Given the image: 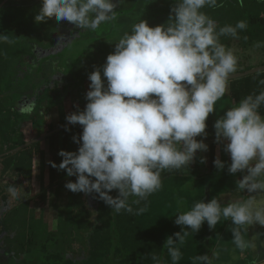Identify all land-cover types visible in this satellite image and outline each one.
Here are the masks:
<instances>
[{
  "label": "clouds",
  "instance_id": "obj_1",
  "mask_svg": "<svg viewBox=\"0 0 264 264\" xmlns=\"http://www.w3.org/2000/svg\"><path fill=\"white\" fill-rule=\"evenodd\" d=\"M237 3L243 6V0ZM41 4L34 17L37 24L55 17L57 22L94 31L118 15L113 0H41ZM174 4L166 25L150 27L140 18L115 43L114 53L106 57L102 69L89 74L85 109L66 116L69 124L83 127L82 135L73 137L80 144L78 152L61 150L62 162L58 166L50 162L68 177H76L75 182L65 184L66 189L96 193L117 214L133 212L130 196L138 197L134 203L139 204L158 191L164 170L188 168L198 151H208L203 139L196 137H207L206 121L216 102L225 97L230 75L237 71L238 57L220 43V37L238 39V30H245L247 22L217 30L215 20L201 9L222 7L218 0H174ZM12 42L7 34H0V43ZM259 84L264 85V79ZM262 105L264 90L234 103L215 121V142L230 154L229 173H247L236 182V190H246L249 195L224 206L213 198L178 212L175 224L182 226L181 231L164 244L172 264L182 258L186 237L198 232L205 221L210 229L215 228L222 217L234 225L231 243L236 249L243 253L253 247L245 238L246 226L264 227V200L256 198L264 194ZM200 162L205 163L206 158ZM213 163L218 170L225 167L219 157ZM113 190H118L116 198L109 195ZM21 191L12 184L7 188L12 199L19 198ZM145 211L141 207L135 214ZM150 255L161 264L158 256ZM218 258L219 252L212 258L199 255L192 264H214Z\"/></svg>",
  "mask_w": 264,
  "mask_h": 264
},
{
  "label": "trees",
  "instance_id": "obj_2",
  "mask_svg": "<svg viewBox=\"0 0 264 264\" xmlns=\"http://www.w3.org/2000/svg\"><path fill=\"white\" fill-rule=\"evenodd\" d=\"M218 4H222L223 6L215 8L205 6L201 9V11L205 12L208 16L215 20L217 30L225 25L235 26V24L241 20L246 21L248 25L245 30H238V39L231 36H221V44L228 46L238 45L244 49L248 44L255 45L258 42L260 44H264V3H261L260 0H243V6H240L237 3V0H218ZM174 6V0H122L119 9L123 11L118 12L117 18L114 20L115 24L113 29L110 33L102 34L100 37H97V39L107 37L111 35L114 30H116V35L109 41L104 42L105 45L113 47L115 46V43L118 42L119 38L124 35V33H130L132 25L139 22L140 18L141 20L147 21L150 27L166 25L171 14V9ZM121 13L125 14L121 15ZM128 15H130V18L126 19V16ZM117 20L120 21L121 24L116 25ZM92 37L95 36H92V34L87 36L79 35L74 38V41L80 40V42H83V39H86L85 41L93 40L90 39ZM245 37H247V39H244ZM97 44H93L88 47L91 48ZM88 47H86L83 56L78 60V63L81 62L79 66H77L78 63L74 64L71 72L65 77L66 81L69 82L68 84L70 87H74L78 84L75 82L77 72L81 73L82 82L80 83H85L88 81V76L92 71L97 68L102 69L104 60L100 50L93 47L89 49V51ZM64 48H56V50L52 53V58L61 62L62 60L58 57V55L63 53ZM92 63L93 68H90L89 65ZM259 66H264V61ZM57 67V69L61 68V66ZM251 69L252 67L240 68L231 75L244 73ZM101 75L103 78L102 72ZM261 79H264V73L250 75L245 78L228 82V97L230 101L232 103H238L241 99L248 95L259 94L261 90H264V85L259 84ZM86 104L87 101H82L78 107V112L83 111ZM259 112L262 116H264V105L260 107ZM218 118L219 115L215 109L206 121L207 137L201 138L203 139V142L208 145V151L205 153L209 172L204 175L196 173V166H198L197 161H193L188 168H182L179 170H164L161 174L162 187L158 191L152 193L146 200H141L139 204L134 203L138 197H129L128 203L133 208L132 213L123 210L118 214L115 213L108 205L105 204L104 201L99 198L96 193L86 195L84 193L71 192L66 189L65 184L69 181L75 182L76 177H68L66 171L60 170L58 167H51L50 162H54L57 166L62 162L63 158L58 155L61 150L74 153L78 152L80 144L74 142L73 137L79 138L82 135L83 127L79 124L67 128L68 130L65 129L58 132L35 146L23 151L21 153L22 161L18 162V164L14 163L17 153H12L6 156L7 161L4 164L2 174H5L9 169L10 172L6 178L7 182L0 183V247H2V241H4V236H2V234H4L5 231H8L9 222L12 221L11 218L15 214H18L17 212L20 207H26L28 209L30 204L34 205L33 203L36 201L47 203L48 200H52V202H54L53 207L57 212L58 229H64L69 225L71 226L73 233L76 231L81 232V235L79 236L81 240L77 241L76 239H73L74 243L72 244L71 254L76 257H67V264H131L128 262L131 257H151L150 254H154L158 257L164 256L165 250L167 249L164 247L166 239L169 236H172L175 239L174 233L169 234L166 232L167 229L163 228L166 225L164 223L157 225L158 228L160 227L159 229H154L151 226L148 229L142 228V224H140L141 219H144V214H147V211L150 209L149 207L156 206V201L163 194L168 195L173 193L174 195H177L181 191L186 190L189 192V199L193 198V200H196L195 203L200 200L204 201L205 196H203L199 190H194L196 188L195 184L207 181L212 174H214V182L217 184L215 188L218 187L219 189L224 180L222 176L225 172L223 169L218 170L213 163L214 160L219 157L217 155L218 143L215 142L214 129L215 121ZM53 120L55 119H51L52 124L49 125L48 132L68 124L66 119H63L58 125L54 126ZM17 125V122L14 125V123L8 124L0 120V141L8 146L6 149H0V152L11 151V149L19 145H14L16 138L15 135L12 136L11 140L8 139V135H11L12 133L14 134V132L17 131L15 128ZM201 139L199 138L198 141ZM18 142H20V144L22 143V141ZM45 143L48 145L47 154H49V161L47 165L48 183L41 186L39 192H37L34 197L26 200L23 205L21 204L23 202L17 204L20 200L12 199L7 192V188L10 184L16 186V181L11 179V177L13 174L17 173L18 167H24L23 169H25L26 165H30L31 168L34 156H39L42 160V157L46 154L43 152V146ZM92 179L94 180L95 178ZM210 182L212 181L210 180ZM31 183L32 179L30 177L28 184ZM109 195L116 198L118 196V190H113L109 193ZM178 205L179 207L177 208L178 210L176 211V214H178V212H182L180 206L184 207L183 211H187V202L185 200H180ZM76 206H78V208L80 206L78 211L75 209ZM141 207H145L146 211L141 215H136L135 211ZM94 215L95 222L93 221V223L91 219ZM152 220H154V218H152ZM74 223L76 224V227L78 226L77 228H75ZM80 225L82 226V229L80 228ZM178 227L180 226L177 225L176 227L175 224L172 225V229L175 233L176 230L178 231ZM186 230L191 232L190 228H187ZM55 233L57 232L48 233L47 239L51 241L50 238H52ZM32 239L33 238L30 237L29 242H25L23 246L21 245L20 247V249H22L26 254H28L27 251L30 250L26 248L33 245ZM203 239L205 240V238ZM197 240L198 242H201L199 241L200 238H197ZM62 242H64V240H62ZM80 248L83 250L85 254L84 256L86 257H77L81 255ZM166 256L167 255L165 254V257ZM6 258L9 257H0V264H8ZM10 258L13 259L15 264H24V258ZM50 259H53V257H49L48 262ZM164 261L166 262V259H164ZM31 263L32 262L29 264ZM56 264H64V262L61 263L56 261Z\"/></svg>",
  "mask_w": 264,
  "mask_h": 264
},
{
  "label": "rangeland",
  "instance_id": "obj_3",
  "mask_svg": "<svg viewBox=\"0 0 264 264\" xmlns=\"http://www.w3.org/2000/svg\"><path fill=\"white\" fill-rule=\"evenodd\" d=\"M23 2L27 4V6L32 5V3H34L33 0H24ZM113 3H115V1H113ZM41 6V0H38L37 3H35L29 8H24L21 4L15 1L12 5H7L2 11H0V17L3 14V11H6V13H9L12 16L14 14L27 15L26 17L31 18L32 21L28 20V22L26 23L30 25L29 27L35 25L37 29V31H35L34 29L32 34H30V40H27V38H21L18 37V35H15V37H13V33L10 32V27L7 28L8 33L10 34L9 39L13 42L0 43V88L2 89H6L7 87L9 88L12 82L16 79V77L10 75L11 72H14L19 66L15 65L16 63L14 62L19 61L18 63L22 64V61H25L28 58L36 60L39 56H44L49 49H52L54 43L67 38V36L72 30L81 31L83 33L95 31L99 34L102 31L107 32L109 30V27L105 23L101 24L94 31L83 30L77 28L75 25H72L67 21L57 22L55 17L47 20V22L37 24L35 23L33 17H35V15L39 13ZM13 17L15 18L14 20H17L16 16ZM126 17V19H129L130 15ZM92 36L95 37H92L90 39H97V37H99L98 34H92ZM255 45L248 44L245 49L238 45H225L226 47L231 48L234 51L235 55L238 57L237 70L245 67H252V69H254L255 67H260L259 65L264 61V44H261V47H256ZM93 47L97 50H100V53L104 60V64L106 62V57L109 54L114 53L115 50V46L110 47L108 45H105L104 42L94 45ZM91 48L88 47V50ZM12 54L14 55V59L11 58ZM21 54L24 55L23 58L21 57ZM80 63H78L77 66H79ZM89 66L90 68H93V63ZM72 67L73 66H71V68ZM62 79L63 78H61L60 80L57 79L55 82V86H57V89L56 93L54 95L52 94V97L54 98H50L49 95H45L44 92H40L38 99V114L32 121V123L35 125H30V117L27 118V122L25 123L24 129L27 132V139H32L38 136L41 137L47 134L49 127L48 124L45 123V121L49 115L53 117H61L57 120V122H55L54 126H56L60 123V121L66 119V116L72 113H78V107L81 102L87 101L86 93L90 90L89 79L85 83H80L82 82L81 73L77 72V78L75 79V82L78 84H76L74 87L68 86V88L64 86ZM102 79L105 80L106 86V78ZM31 83L35 84L36 80L31 81ZM25 84L26 83H23L22 86H24ZM226 99V97H223V103H225ZM199 138L201 139L203 137H196L197 140ZM21 156V153L16 154V158H21ZM202 157L206 158V153L203 151H198L193 161H197L198 163V166H196V173L204 175L209 172V167L207 161L205 163L200 162ZM48 161L49 154L47 153L42 157V160H37L36 170L34 172L36 182H32L30 185H26L24 183L25 180L27 181L31 177L30 165L25 166L26 170L23 169L24 167L17 168L18 171L23 170V173H16V177L15 179H13L17 181L16 187L22 188L21 195L19 196V198H17L20 201H18L17 204L23 202L21 203L23 205L26 200H29L30 198L34 197V195L39 192L41 186H44L48 183ZM210 185H213V188H215L217 184L215 182H210V178L205 182L195 184L196 188L194 190H199V192H201V194L205 196L203 201L205 203L210 201V198L208 196L209 194H205L210 189ZM180 200H185L187 202V210H190L196 201L193 200V198L189 199V192H187L186 190L181 191L177 195H174L173 193L168 195L163 194L156 201V206L149 207L150 209L147 211V214H144L145 217H143L144 219H141L140 222V224H142V228L148 229L151 226L154 229H159L160 227L158 228L157 225L164 223L166 225L163 228L167 229L166 232H168L169 234L175 233L172 229V225L175 224V219L178 215L176 214V211L178 210V202H180ZM199 202H201V200ZM53 203L54 202H52V200H48L47 203H41L40 201H36L33 203L34 205L30 204L28 208L29 210L26 207H20L18 209L19 211L17 212L18 214H15L11 218L12 221L9 222L10 224L8 225V231H5L4 234H2V236H4V241H2V247H0V257H9L6 258L8 264H15L13 259H11L10 257L24 258V264H29L30 262H32L31 264H56V261L61 263L64 262V264H67V257H76L71 254L72 244L74 243L73 239H76L77 241L81 240V238L79 237L81 235V232L76 231L75 233H73L71 230V226L69 225L64 229H58L57 212L53 207ZM180 207V209L183 211L184 207ZM75 209H77L78 211V209H80V206L79 208L78 206H76ZM31 211H33L34 214ZM94 217L95 215L91 219L92 222H95ZM152 218H154L155 221L152 220ZM175 226L177 227L176 224ZM77 227L75 224V228ZM80 228L82 229L81 225ZM181 228L182 226L178 227V231L176 230V232H180ZM250 230L251 235L249 237L253 245V247L249 248L251 249V252H240L230 241V250L227 251L229 257L223 258L222 256H220L219 253V258L214 260V264H264V231H262L261 234L257 235L253 233L254 230L252 228H250ZM229 231H231V229ZM52 232L57 233H55L53 237L50 238L51 241H49V239H47V234ZM30 237L33 238V245L31 247L26 248L30 249L29 251H27L28 254H26L25 252H23L22 249H20V247L21 245L23 246L25 242H29ZM62 240H64V242H62ZM199 241L201 242L195 243L194 241L192 242V240H185V243L181 246L182 258L186 256L185 253L189 252L190 249H194L196 246L199 245L204 246L205 250H207L211 256H213V253L218 252L216 247L219 244L218 240H216L217 242H214V244L212 243V240L210 242L207 238L205 240L200 239ZM225 242L228 243V240L224 241V243ZM80 254L82 256L80 255L77 257H86L84 256L85 254L83 250H81V248ZM165 254L167 255L166 257ZM165 254L164 256L159 257L161 264H172L171 258L167 254V249L165 250ZM49 257H53V259H50V261L48 262ZM182 258L180 259V261H178V264H186ZM164 259H166V262L164 261ZM128 262L131 264H156V262L153 261L151 257H131Z\"/></svg>",
  "mask_w": 264,
  "mask_h": 264
},
{
  "label": "flooded vegetation",
  "instance_id": "obj_4",
  "mask_svg": "<svg viewBox=\"0 0 264 264\" xmlns=\"http://www.w3.org/2000/svg\"><path fill=\"white\" fill-rule=\"evenodd\" d=\"M15 1L21 4L24 8L25 7L29 8L33 6L35 3H37L38 0H33L34 3H32V5H29V6H27V4L23 2L24 0H8V1L1 0L0 11H2L7 5L9 6L12 5L13 2ZM113 1H115V4L117 5L114 11H116L117 13L120 11H123L119 9L120 4L122 3V0H121V3L119 2V0H113ZM2 13L3 14L0 17V34H7L9 36L10 34L8 33L7 28L10 27V32L13 33L12 35L13 37H15V35H18V37L27 38V40H30V36H31L30 34H32L34 29L35 31H37L35 25H33L32 27H29L30 25L26 23L28 22V20L32 21L31 18L26 17L27 15H15L14 14L13 16H16L17 18V20H14L15 18L9 13H6V11H3ZM105 24L109 27V30L107 32L102 31L99 34L95 31L83 33L81 31L72 30L67 36V38L54 43V46L52 47V49H49L44 56L42 57L39 56L36 60L32 58H28L27 60L22 61L23 62L22 64H19L18 63L19 61L18 62L13 61L14 63H16L15 65H19L18 68H16V70L14 72H11L10 74L11 76L16 77V79L12 82L9 88L8 87L6 89L0 88V120L8 124L9 123L13 124L16 122L18 124L17 127H15L17 131L14 132V134L12 133L11 135H8L9 140H11L12 136L15 135L16 138H15L14 145L19 144L17 147H14L13 149H11V151H14L26 145L27 143L40 138V136H38L32 139H27V132L24 129L25 123L27 122V118L30 117L31 123H32V121L38 114V99H39L40 92H44L45 95H49V97L51 98L52 94L54 95L56 93L57 86H55L56 84L55 82L57 79L60 80L61 78H63L62 80H63L64 86L68 88L69 84L68 82H66L65 77L67 74L71 72L72 70L71 66L78 63V60L83 56L86 48L82 52H80L79 57L77 58L69 57V58H66L65 60H62L61 62L59 60L53 59L52 53L58 47L64 48L66 45V47L63 49L65 50L69 46L79 43L80 40L74 41V38L79 35L87 36L91 34H98L100 37L102 34L110 33L114 27V24H115L114 21H108V22H105ZM118 24H121V23L120 21L117 20L116 25ZM21 57L23 58L24 55L21 54ZM11 58L14 59L13 54L11 55ZM57 66H61V68L57 69L58 68ZM35 80H36V83L32 84L31 81H35ZM23 83H26V84L22 86ZM28 109H31V110L28 111ZM52 118L53 116L49 115L45 121V123L48 124V127L50 124H52V121H51ZM31 123L30 125L32 126L35 125ZM48 133L50 132H47V134ZM18 141H22V143L20 144V142ZM40 142L33 143L32 145L23 148L19 152H14V153H22L23 151L29 149L30 147L35 146L36 144ZM7 147L8 146L5 143L0 141V149H6ZM11 151L0 152V183L7 182L6 178L10 172V169L6 171L5 174H2V171H3L4 164L7 161L6 156L12 154L10 153ZM39 158H40L39 156H34V158L32 159L31 179L33 183L36 182L34 172L36 170V163H37V160H39ZM21 161H22V158L17 157L14 163L18 164V162H21ZM20 172L22 171H17V173H20ZM15 177H16V173L12 175L11 179H15ZM24 183L27 185L28 180L27 181L25 180Z\"/></svg>",
  "mask_w": 264,
  "mask_h": 264
},
{
  "label": "crops",
  "instance_id": "obj_5",
  "mask_svg": "<svg viewBox=\"0 0 264 264\" xmlns=\"http://www.w3.org/2000/svg\"><path fill=\"white\" fill-rule=\"evenodd\" d=\"M229 93H228V88H227V92L225 97L227 98L225 103H223V98H221L220 100H218L215 104V109L217 111V114L220 116H222L227 110H229L230 106L233 105L234 103H232L228 97ZM55 120H53V124L55 125V122H57L58 119H60V117H53ZM224 145L223 144H218V156L220 157V160L222 162H224L225 167L223 168L224 170V174H223V182L222 185L217 188H213V185L209 186V190L208 192H206L205 194H209V198L210 200L213 198H217L220 199L219 202L221 203L222 206L226 205L228 203V201H235L238 199H246L247 196L249 195V193H247V191L245 190L244 192L238 191L236 190V182L238 180H241L243 178V175H246V171L241 173L238 172L235 175L230 174L228 171V166L231 164V158H230V154L226 153L224 150ZM43 152L47 153L48 151V145L45 143L43 146ZM41 160V158H39ZM41 167V165H40ZM39 180V179H38ZM210 180L212 182L215 181L214 179V174H212V176L210 177ZM257 200H264V194H260L256 196ZM210 202V201H209ZM252 226V225H251ZM251 226H246L248 231L246 233L245 238L250 240V235H251V230L250 228H252L254 230V234H261L262 231H264V227L258 225V224H254L252 227ZM232 227H234L232 221L229 220H225L223 217L221 218L220 222L217 224V226L213 229H210L207 222H204V224L201 227V230H199V232L190 234L188 237H186L185 240L189 241L192 240V242H197L199 239L204 240L203 238H207L208 241L211 242V240L213 241L212 243L214 244V242H217L216 240H218V245L217 250L220 253V256H222L223 258L229 257L227 251L230 250L229 249V242L233 240V235L232 232L229 231ZM189 238V239H188ZM221 240V241H220ZM228 243L224 241H227ZM231 245V244H230ZM251 249L246 250L247 253L251 252ZM185 257H183V261H185L186 264H192L193 258L195 256H199V255H209V257H212L207 250H205L204 246L201 247L196 246L194 249H190L189 252L185 253Z\"/></svg>",
  "mask_w": 264,
  "mask_h": 264
},
{
  "label": "water",
  "instance_id": "obj_6",
  "mask_svg": "<svg viewBox=\"0 0 264 264\" xmlns=\"http://www.w3.org/2000/svg\"><path fill=\"white\" fill-rule=\"evenodd\" d=\"M122 14H125V13H121V15ZM115 35H116V30H114V32L107 37L93 39V40H87V41L76 43L74 45L69 46L67 49H65L62 54L58 55V57L61 58V60H65L66 58H69V57L77 58L80 56V52H82L86 47L93 45V44H97V43L107 42L110 39H112ZM259 73H264V66L255 67L254 69H251V70L246 71L244 73L230 75L229 82L234 81V80H238L241 78H245V77H248L250 75L259 74ZM76 125H78V123L75 125L67 124L63 127L57 128V129L51 131L50 133H48L44 136H41L40 138H38L34 141H31V142L27 143L26 145L14 150V151H11L10 153L19 152L23 148L28 147V146L32 145L33 143L43 141L46 138H48V137H50V136H52L58 132H61L67 128H70V127L76 126Z\"/></svg>",
  "mask_w": 264,
  "mask_h": 264
}]
</instances>
